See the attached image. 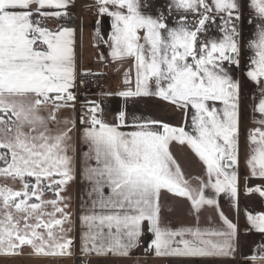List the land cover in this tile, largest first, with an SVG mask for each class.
<instances>
[{"label": "snow or ice", "instance_id": "snow-or-ice-1", "mask_svg": "<svg viewBox=\"0 0 264 264\" xmlns=\"http://www.w3.org/2000/svg\"><path fill=\"white\" fill-rule=\"evenodd\" d=\"M252 233L264 0H0V264H264Z\"/></svg>", "mask_w": 264, "mask_h": 264}, {"label": "crops", "instance_id": "crops-1", "mask_svg": "<svg viewBox=\"0 0 264 264\" xmlns=\"http://www.w3.org/2000/svg\"><path fill=\"white\" fill-rule=\"evenodd\" d=\"M73 195L75 196V189L73 190ZM241 204L247 205L250 208H255L256 210H260V206L256 203L255 198L251 200L242 199ZM225 211H227V208H225ZM260 243H264V237H261L260 234L252 233L248 235L246 238L242 237V240H241L242 251L247 252L250 246H255ZM24 264H34V262L28 259H25ZM140 264H144V261L141 260ZM148 264H159V262L155 260H150ZM233 264H236V262H233Z\"/></svg>", "mask_w": 264, "mask_h": 264}, {"label": "rangeland", "instance_id": "rangeland-1", "mask_svg": "<svg viewBox=\"0 0 264 264\" xmlns=\"http://www.w3.org/2000/svg\"><path fill=\"white\" fill-rule=\"evenodd\" d=\"M85 48H84V63L87 65L89 61V57L92 55V49L87 45V37H85ZM108 86L110 88H114L116 86L115 84V78L109 73L108 77ZM152 111H155L154 109ZM162 114V113H161Z\"/></svg>", "mask_w": 264, "mask_h": 264}]
</instances>
